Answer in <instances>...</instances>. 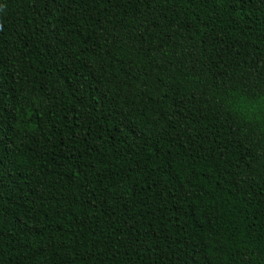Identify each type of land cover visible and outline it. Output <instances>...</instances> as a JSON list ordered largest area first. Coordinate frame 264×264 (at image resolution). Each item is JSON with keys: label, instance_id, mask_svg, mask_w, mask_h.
<instances>
[{"label": "trees", "instance_id": "trees-1", "mask_svg": "<svg viewBox=\"0 0 264 264\" xmlns=\"http://www.w3.org/2000/svg\"><path fill=\"white\" fill-rule=\"evenodd\" d=\"M0 264H264V0H0Z\"/></svg>", "mask_w": 264, "mask_h": 264}]
</instances>
